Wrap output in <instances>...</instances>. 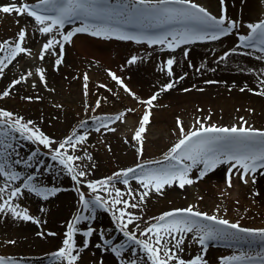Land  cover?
Masks as SVG:
<instances>
[{
  "label": "snow or ice",
  "instance_id": "obj_1",
  "mask_svg": "<svg viewBox=\"0 0 264 264\" xmlns=\"http://www.w3.org/2000/svg\"><path fill=\"white\" fill-rule=\"evenodd\" d=\"M264 2V0H262ZM229 3L234 0H219L220 14L216 15L208 7L198 3L197 0H22L19 3H0V11L16 15H27L33 18L31 27L41 34H48L39 52L43 60L46 53L54 55L53 67L59 70L65 57L66 43L74 42L77 34H90L100 38H118L124 41L146 42L148 45L166 46L168 49H177L195 41H220L228 34L238 36V43L223 51L217 59L224 60L230 54L247 55L248 49L253 50L255 56L258 50V59L264 62V16L255 21L236 19L228 14ZM79 22V23H77ZM66 25L71 27L66 28ZM246 25L248 31L242 34L239 29ZM235 30V31H234ZM27 25L21 26L15 37L0 41V76L4 69L20 54L32 55V49L27 45L29 38ZM58 49V53H57ZM183 54L188 55L184 49ZM137 55H131L127 60L132 64L140 60ZM176 63L174 56H169L161 70H166L169 79L155 92L146 98L140 97L125 82L121 75L111 68L107 69L110 76L123 89L140 101L145 110L133 132L138 156L144 153V141L147 125L152 117V108L155 107L158 96L176 87V84L187 75H174L173 65ZM248 72H256L260 79L259 88H250L244 82L240 90L248 89L264 95V68H248ZM40 83L48 88L46 69L36 67ZM33 75L31 70L23 72L18 79L14 78L0 90V98L10 95L9 89L26 82ZM84 93L87 94L89 76L83 75ZM208 83H211L209 81ZM234 83V82H233ZM37 81H32L35 88ZM108 87V85H104ZM196 85H191L195 88ZM231 87V85H229ZM54 91V89H52ZM187 92L189 89L184 88ZM111 91V89H109ZM24 99L41 100L40 95L25 96ZM100 100L95 104L98 107ZM58 108L62 105H56ZM87 110V109H85ZM251 111V109H249ZM127 111L135 112V108H125L115 114H101L92 116L96 131L101 128L105 132L115 131V127L107 125L121 120ZM43 119V117H41ZM211 113L201 118L197 116L193 125L186 129L179 116L176 117L178 137L171 146L161 154L159 161L142 160L141 163L130 167H121L109 176L98 179L90 178L91 169L83 170L74 161L82 157L76 154V149L87 143L89 131L80 132L77 127H85L80 122L71 129L70 134L57 138L46 133L42 127L31 119H26L22 114L0 106V176L4 179L0 185V214L10 215L16 220L34 222L41 225L43 221L39 216L31 214L27 205L19 203L22 197L32 195L37 199L47 202L63 189L59 186L48 185L43 179L40 165L45 161L38 157L43 154L39 147L33 149L25 157L19 149L23 142H32L43 145L47 155L53 162H58L59 167L46 165V170L51 172H66L74 182L72 187L79 196L81 211L73 217V222L67 223L66 235L62 245L50 254L49 264H83L82 249H87L89 240L94 233L105 235L102 230L94 226L81 228V220H94L97 210H108L116 220V227L126 238L114 244L112 240H104L106 250H110L119 258V264H208L205 256L198 253L185 259L181 253L188 234L191 233L189 243L195 242L202 246L201 251L208 247L209 241L224 240L230 242H248L250 245H259V250L253 252L238 251L229 256L220 257L219 264H264V227H247L239 221H232L219 214L217 208L213 213L201 210L192 204L186 207H173L159 213L157 217H148V223L141 230L139 225H133L135 231L129 228L133 221H140L142 214L126 211V206L140 207L139 203L130 204L127 198L120 199L124 190L115 187L113 181H122L129 185L130 180L139 183L138 189H127L129 195L134 191L139 193V201H144L153 191L161 193L166 186L178 185L180 189L193 185L194 181L204 178L207 174L226 168V182L232 186L233 176H239L243 183L248 179L256 181L257 176L264 173V128L253 127L248 124L245 117L240 116L237 123L230 125L211 122ZM110 147V146H109ZM85 155L91 159V154L84 150ZM23 165V168L20 166ZM35 166L34 171L28 169ZM94 167V165H93ZM197 170L194 174L193 170ZM83 186H86L87 195ZM111 190V192H110ZM107 193L108 195H103ZM111 193H115L113 198ZM117 205L120 207L117 208ZM83 210H90V215H84ZM45 212L43 204L39 208ZM227 212V208L224 209ZM78 232L83 233L79 242L76 238ZM139 233V235L137 234ZM44 237L49 233L43 229L38 233ZM136 245L137 248L128 247ZM134 253L126 255L125 252ZM0 264H19L5 256H0ZM103 264V258L98 261Z\"/></svg>",
  "mask_w": 264,
  "mask_h": 264
},
{
  "label": "rangeland",
  "instance_id": "obj_2",
  "mask_svg": "<svg viewBox=\"0 0 264 264\" xmlns=\"http://www.w3.org/2000/svg\"><path fill=\"white\" fill-rule=\"evenodd\" d=\"M19 2H22V0H0V3ZM213 13L219 15L220 11H215ZM229 15L239 19L238 14H235L233 11ZM26 16L27 15H16L0 11V41L9 37H15L18 29L21 26L27 25L25 24L26 21L23 20ZM68 27H71V25H66V28ZM244 28L245 27H243V29ZM245 29H247V27ZM34 35V40L29 37L26 45L32 49V55L20 54L8 65L9 67L6 68V71L9 75L6 77H3L5 75L0 76V90H3L12 79H18L19 75L23 74L25 71L31 70L33 75L28 78L26 82H20L18 85L13 86L12 89H9L10 95L0 98V106L16 111L22 114L26 119L33 120L35 123H38L46 133L54 135L57 138L70 134L72 128L77 127L80 122H84L85 127H77V130L80 132L89 131L90 136L87 143L83 145V149L78 147L75 150L76 154L82 158L74 161V163L78 167L83 168V170L87 171L91 169L89 172L90 178L98 179L109 176L128 163L120 161L118 157V145L123 143L127 148H130V151L135 153V161L133 164L141 163L142 157L137 154V149L135 148L136 141L132 139V136L145 110L144 105L130 93L126 92L123 86L118 84L110 76L107 69L111 68L113 71H116L111 65L118 67L121 71L123 68L124 75L122 73L117 74L121 75L129 87L137 92L140 97L146 98L155 92L160 84L167 82L166 79H169L166 70L162 71L161 67L172 54L165 53L163 51V46L158 44L148 45L146 42L138 43L135 41H124L118 38H115L114 41L118 42L115 43L111 42L112 38L93 37L90 34H77L81 37L90 38L84 41L85 46L111 50L113 47L115 48V46H117L119 48H125L126 50L120 53H113L110 56L109 63H106L92 53L87 52L80 54L76 48L73 47L71 42L66 43L64 61L59 66V70H56L53 67L56 58L54 55L46 53L43 60L39 58V52L43 42L47 40L48 34L36 32ZM131 55H137L141 59L135 63L128 64L127 60ZM208 63L209 57H204L201 60H194L190 64L192 66L186 69L190 72V70L208 67ZM121 64L123 67L120 66ZM36 67H43L46 69L49 85L47 89L40 83L38 75L35 73ZM133 68L141 71L146 77L139 81L132 79L131 70ZM84 73H87L89 76L86 95L84 93ZM158 76H161L159 80L157 78ZM33 80L37 81L35 88L32 86ZM104 85H108V87L106 88ZM52 89H54V91ZM109 89H111V91H109ZM29 95H40L42 99L39 101L24 99L25 96ZM97 99L101 101L98 107L95 104ZM154 103L155 107L151 110L152 117L150 118L149 124L146 126L147 131L144 134L151 137L156 131H161L163 137L175 139L179 131L176 121L177 116L187 120L186 114H191L192 112L198 113L199 115H208L209 113L212 115L213 112L219 115L220 113L219 110L215 109L217 108L216 104L202 98L177 100L170 103L162 99L161 96H158L157 101ZM56 105H62V107L58 108ZM125 108H135L136 111H127L121 120L107 125L109 128L115 127V131L105 132L103 128H101L99 132L96 131L95 122L91 119L92 116H99L101 114L111 115L121 112ZM41 117H43V119H41ZM56 118L57 121H55ZM130 119L132 123L131 126L127 123ZM23 145L24 146L21 147L19 151L25 157L37 147L43 150V154H41L38 159L45 161V164L40 165L42 176L38 178L43 179L48 185L59 186L63 190L55 197L50 198L47 202L42 199H37L34 196L31 198V195H28L27 198L22 197L19 203L27 205L30 208L31 214H34L35 211L38 213L40 212L38 204L41 206V204L44 203L43 205H45L47 209L49 207L55 208L59 205L60 199L63 198L62 200L66 203L63 202L65 204V211L58 217L56 223H54L55 225H51L50 223L47 224L48 232L55 233V235L48 234L44 237L38 235V237L34 239H38L39 242H37V244L34 243V245L32 243H30L31 245H27L23 239H16L14 234L13 227H17L23 223L25 225L29 222L16 220L10 216V221L14 222L13 225H9L12 226V228H9V226H1L0 224V256L18 261L19 264H49V259L51 258L50 254L62 245L63 238L66 235L67 223L73 222V217L78 211H81V205L79 204V196L72 187L74 182L71 180L70 175L66 172H58L56 170L49 172L46 170V165H54V168L59 167L58 162H53L51 157L47 155V149L44 148L43 145H36L27 141H24ZM84 150L91 154V159L85 155ZM145 152L144 150V153ZM130 166H132V164ZM20 167L23 168V165ZM34 170H36L35 166L28 169L29 172ZM193 172L196 174L197 170L194 169ZM222 175L223 176H220L217 184L222 191L221 193L213 189L210 180L204 181V184L208 187H205L203 184L194 186V184H196L194 181L193 185H191L192 192L188 193V191H185L184 203H198L201 210L212 213L219 208V214L226 216L229 220L239 221L243 226L264 227V201L260 200L257 202L256 199L251 197L232 198L230 193L224 194L229 186L226 182V171H224ZM4 179L5 178L0 176V185L3 184ZM113 183L115 187L124 190L120 199L127 198L130 200V204H140V207L126 206V211L142 214L140 221H133V224L129 225V228L133 231L136 230L133 225L138 224L142 230L148 223H151L148 217L155 218L159 213L171 209L165 208L173 205V203L172 205L170 204V201L165 204L162 203L161 201H163L164 198L156 197L155 191L149 195L151 198L148 196L142 202L138 199V192L134 191L129 195L127 192L129 186L134 190L140 187L139 183L135 180H130L129 185H124L122 181H113ZM248 183H250L249 179L247 183L243 184L247 185ZM83 187L86 194L91 195V193L87 192L86 186ZM102 194L108 195L107 193ZM111 194L113 198L116 197L115 193ZM153 198H155V201L156 199L160 200L157 206L153 205ZM118 207H120V205H117V208ZM225 208H227V212H224ZM83 214L90 215V210H83ZM1 216L2 214H0V217ZM116 223V220L112 217V213L103 209L97 210L94 220H81L79 222L78 226L81 228L94 226L105 233V235L101 236L99 232H96L92 237L87 238L89 240V245L85 250L86 254H84L83 257V264H98L95 253L98 250H106L104 240H112L113 243L116 244L126 239L123 233L116 227ZM137 234L139 235V233ZM191 235V233L188 234V239L185 240L183 252L181 253L185 259L201 253L205 256L208 264H219L220 257L229 256L238 251L254 253V251L259 250V245H250L248 242L236 243L224 240H212L209 241L207 249L201 251V245L195 242L189 243ZM76 238L79 242L84 238L83 233L78 232ZM128 247L137 248L138 246L133 244ZM107 251L111 253L112 260L104 264H119V258L110 250ZM125 254L129 255L134 253H128L126 250Z\"/></svg>",
  "mask_w": 264,
  "mask_h": 264
},
{
  "label": "bare ground",
  "instance_id": "obj_3",
  "mask_svg": "<svg viewBox=\"0 0 264 264\" xmlns=\"http://www.w3.org/2000/svg\"><path fill=\"white\" fill-rule=\"evenodd\" d=\"M197 2L208 7V9L212 12L220 11L219 0H197ZM232 11L235 14H238L239 19L242 18L244 21H255L264 16V2H262V0H234V3H229L228 14H231ZM23 20L26 21L25 24H27L28 32L30 34L29 37L34 40V34H36V32L38 31L33 30L31 27V23H29V21H32V18L30 16H26ZM243 27L246 28V25H244ZM243 27H241L239 31L242 34H246L248 29H243ZM88 39L90 38L76 35L74 37V42H71V44L74 48H76L78 53H92L106 63H109L110 56L113 53H120L126 50L125 48H119L117 46H115V48L113 47L112 50L99 49L97 47H91L87 45L85 46L84 41ZM114 40L115 37L111 39V42H115ZM237 43L238 36L234 34H228L226 37H222L220 41H195L185 45H181L177 49H168L166 46H163V51L165 53L172 54V56L175 57L176 63L173 65L174 75L181 76L184 73H187V75L184 76V78L176 84V87L164 92L161 95L162 99L170 103L177 100L181 101L197 98L206 99L208 101L210 100L211 103L217 105V108L215 109L220 111L219 115L214 114V112L212 113L211 122L230 125L232 123H237L238 118L240 116H243L248 121V124L250 126L264 128V95H260L248 89H244L243 91L240 90V87L243 86L244 82H247L249 87L253 89L259 88L260 86L258 83L260 76L256 72L250 73L247 71L248 68H264V62L258 59L260 55L259 51L255 50V56L251 55L253 50L248 49L247 51L249 54L247 55L230 54L229 57L225 58L224 60L217 59L219 56H221L223 51H226L230 47L235 46ZM184 49L188 50L187 56L183 54ZM114 56L117 57L116 55ZM204 57H209L208 67L190 70V72L189 70H187L190 66H192L190 65L191 62H193L194 60H201ZM120 66L123 67L122 64ZM8 67L9 66H7L6 68ZM111 67H113V69H115L117 73L123 74V68L121 71L116 66L111 65ZM6 68L4 69L5 76L3 77L9 75L6 71ZM131 74L132 79H134L135 81H139L146 77L145 74L135 68L131 70ZM160 77L161 76L157 77L158 80L160 79ZM167 80L168 79H166V81ZM209 81H211V83H208ZM162 84H160L159 87ZM193 84L196 85L195 88H191V85ZM229 85H231V87H229ZM159 87H157V89ZM184 88H188L189 90L187 92L182 91L181 89ZM249 109H251V111ZM186 115L187 120L183 118L181 119L186 129L190 128L193 125L197 116H200L201 118L207 116L206 114L199 115L198 113L193 112ZM55 121H57V118ZM127 123L131 126V119L128 120ZM176 136L178 137V134ZM177 137L175 139H167L163 137L161 131H156L155 134L152 135V137L146 136V139L144 141V148L146 152L142 156V160L159 161V157L161 156V154L165 152L171 146V144L176 141ZM135 148L137 149L136 146ZM117 151H119L118 157L120 158V161L128 162L123 167H129L131 164L133 165L135 161V153L130 151L129 147L127 148V146L123 143L118 145ZM159 162L162 163L163 161ZM224 171H226V168L224 167H221L218 170H213V172L207 174L204 178L200 179V181H195L196 184H194V186L203 184L205 187H208L206 186V184H204V181L210 180V184L211 186H213V189L216 192L221 193L222 191L219 189V185L217 184L220 176H223L222 174L224 173ZM232 181V186L228 187V189L225 191L226 193L224 192V194L230 193L232 198L251 197L256 199L257 202H259L260 200L264 201V173L258 175L255 182L249 179L250 183H248L247 185L243 184L239 176H233ZM185 191L191 193L192 186L186 185L184 189H180L178 185L171 187L166 186L165 189L161 190V193H156V197H162V199L164 198V200L161 201L164 204L169 201L171 205L173 203L172 206L165 209L173 207H186L189 204L197 206L201 209L198 203H184ZM27 197L28 196H26V198ZM149 198H151V196H149ZM155 198H153L152 203L153 205L157 206L158 203H160V200L156 199L155 201ZM62 199L63 198L60 199L59 205H57L55 208L49 207L47 209L44 205L46 209L45 212H34V215H37L43 221H46V223L43 224V229L48 230L47 224L49 223L51 225H55L54 223H56L58 217L64 213V205L66 203ZM174 203L179 204L175 205ZM38 207H40L39 204ZM209 213L211 214L212 212ZM10 220V215H8L7 217L2 215L0 217L1 226L13 225L14 222H11ZM9 228H12V226H9ZM13 229L15 238L18 240H25V243H27V245H31L30 243H32L33 245L34 243L37 244L39 240L34 238L38 237V233L43 230L41 225H37L34 222H29L25 225L23 223L17 227H13ZM85 250L86 249L81 250L83 257L84 254H86ZM95 254L97 261L103 258V264L107 263V261L112 260L111 253L107 250H98Z\"/></svg>",
  "mask_w": 264,
  "mask_h": 264
}]
</instances>
